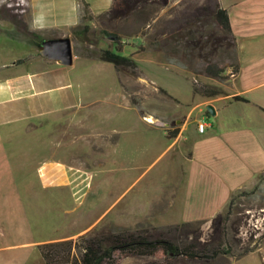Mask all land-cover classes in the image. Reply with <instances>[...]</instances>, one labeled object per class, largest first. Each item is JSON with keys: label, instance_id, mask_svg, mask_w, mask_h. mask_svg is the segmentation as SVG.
I'll return each instance as SVG.
<instances>
[{"label": "crops", "instance_id": "0c3cea01", "mask_svg": "<svg viewBox=\"0 0 264 264\" xmlns=\"http://www.w3.org/2000/svg\"><path fill=\"white\" fill-rule=\"evenodd\" d=\"M87 1L96 15L113 3ZM218 1L228 11L238 48L235 87L224 96H198L195 105L186 109L174 139L166 136L156 119L146 120L168 141L166 150L181 144L188 159L182 166L179 189L183 190L176 191L181 198L170 200L188 212L176 225L212 221L235 191L248 188L264 172V0ZM81 9L80 0H11L0 11V42L5 41L0 43V264H45L41 244L75 239L92 226L41 238L46 225L28 220L30 203L25 197L34 196L35 215L42 209V199L50 194L48 188L73 182L83 187L87 180L77 173L83 167L62 158L68 154L65 141L66 150L57 151L54 139L56 131L63 139L81 127L84 118L88 119L86 106L90 104L74 102L68 66L40 53L41 37L71 36L82 20ZM80 58L75 55L72 64ZM235 96L248 101L235 100ZM207 104L216 110L215 122L209 119ZM74 107L80 113L76 118ZM81 109H85L83 114ZM190 121L193 126L196 122L193 130L187 126ZM203 122L208 126L200 132L198 125ZM31 164L37 166L36 171H29Z\"/></svg>", "mask_w": 264, "mask_h": 264}, {"label": "rangeland", "instance_id": "374dc122", "mask_svg": "<svg viewBox=\"0 0 264 264\" xmlns=\"http://www.w3.org/2000/svg\"><path fill=\"white\" fill-rule=\"evenodd\" d=\"M0 1V11L3 12L4 6L11 0ZM158 1L159 3L155 4L158 18L151 27L144 25L145 30L151 33L160 26H177V22L173 23L171 20L177 18L183 22L187 16L200 14L202 4L207 3L211 7L215 0ZM125 2L122 11L114 17L96 19L90 24L96 32L106 29L117 30L121 34L122 53L134 56L139 74L131 75L129 71L123 70L118 72L111 62L84 57L76 59L72 65H66L71 90L76 93L74 102L90 104L86 106L88 119L84 118V123L77 130H72L70 137L61 139L60 131H56L58 137L54 139V148L57 151L66 150L63 148L65 141L68 154H62V158L83 167L82 170H77V173L79 177H86L87 180L83 182V187H78L73 182L74 185L58 184L56 188H48L46 192L50 194L45 196V201L42 199V209L38 213L35 212V215L31 206L34 196H25L30 203L28 220L46 225L43 232L45 234L42 233L41 238L69 231L77 232L86 225H92L84 233L86 235L151 227L167 233L178 220L188 215L180 204L176 207L170 204L172 197L175 200L181 198L182 194L178 195L176 191L180 193L183 190L179 189L183 181L182 166L187 165L188 159L181 144L172 145L166 150L168 141L146 121L147 117L151 116L161 123L163 128L182 125L179 119L182 113H178L174 105L167 102L159 88L178 98L180 101L177 106L184 110L190 109L198 100V96L193 94L194 82L221 89L224 94L219 96L228 94L235 87L236 75L231 72V67H227L222 78H214L206 74L191 73L189 69L167 66L158 60L157 53L150 47H147L144 53H137V48L143 43L146 44L149 35L146 36L140 30L141 20L136 17L138 9H132L134 0ZM166 19H169L168 22ZM70 37L74 55L75 47L84 51L86 48L99 49L109 46L108 41L100 40L95 35H91L92 41L84 43L78 41L73 31ZM208 51L212 61H218L225 66L233 63L230 56L232 51L226 46L217 49L211 47ZM15 52L18 54L19 50ZM196 62H199V65L196 63L197 67H201L200 59ZM175 63L176 61H172V65ZM75 108L72 111L74 117L79 113ZM165 109L167 113L163 111ZM84 110L81 109L82 114ZM196 116L197 111L193 118ZM209 119L216 121L213 114H210ZM194 124L196 125V122ZM205 124L206 130L208 125ZM230 125L232 127L233 124ZM187 126L190 130L194 129L191 121ZM25 165L28 170V163ZM36 168L37 166L31 164L29 171H36ZM253 183L256 184L257 180L250 181L246 186L253 188ZM241 200L243 211L238 222L240 233L234 239L233 232L230 231L227 239L229 244L234 246L233 254L219 256L210 263L189 262L179 258L174 264H264V240L259 247L236 260L239 246L253 245L264 231V207L261 208L264 206V184L255 194L245 195ZM222 208L218 211H222ZM211 211L213 210L208 213ZM193 227L198 238L203 241L212 231V221H195ZM168 237L179 244L188 242L191 238L181 228L173 230ZM78 238L79 236L75 240ZM116 264L165 263L162 259L158 260L152 256L137 255L117 256Z\"/></svg>", "mask_w": 264, "mask_h": 264}, {"label": "trees", "instance_id": "16d2710c", "mask_svg": "<svg viewBox=\"0 0 264 264\" xmlns=\"http://www.w3.org/2000/svg\"><path fill=\"white\" fill-rule=\"evenodd\" d=\"M82 6V22L73 27V34L80 43L92 41L91 35L97 36L100 40L108 41L109 46L99 49L86 48L84 51L75 47V54L79 57L88 59H99L111 62L115 65L118 72L129 71L131 75H137L138 64L133 55L122 53L121 34L116 30L108 31L101 29L96 32L90 22L101 18H112L122 11L125 0H113L111 7L100 14H94L91 11L87 0H80ZM158 0H134L132 9H138L137 20H141L140 30L149 40L137 48V53H144L147 47L157 53L158 60L167 66L180 67L183 70L189 69L194 74H206L214 78H222L227 67L232 68V73H238L240 65L238 60V48L236 38L233 34L230 18L227 9L221 7L218 0L214 1L213 6L204 3L200 6V14L187 16L183 22L180 19H173L171 22H177V26L170 28H160L153 33L145 30V26H152V23L158 18L155 4ZM134 13V12H133ZM167 22L169 19H166ZM165 20V21H166ZM164 21V22H165ZM145 25V26H144ZM44 40L46 37H41ZM226 46L230 48L231 62L228 66L218 61H212L209 57L208 49H214ZM200 59L199 62H196ZM172 61H176L172 65ZM186 62V63H185ZM196 63L198 65H196ZM187 64V65H186ZM191 75V74H189ZM192 76V75H191ZM121 82V80H120ZM171 105H174L178 113H182L179 118L183 123L186 117V109L180 110L177 106L180 101L166 90L159 88ZM193 94L210 98L224 94L217 88L206 84L193 83ZM235 100L248 101L246 98L235 96ZM163 104H168L164 103ZM164 112L166 111L163 110ZM208 111V110H207ZM184 112V113H183ZM167 113V112H165ZM181 125H172V128H164L166 136L174 139L180 132ZM264 184V172L257 177V183L253 188H242L235 191L225 208L212 219V231L205 240H200L197 231L193 227V222H183L166 232L158 231L157 228H137L122 229L111 231L109 233H95L93 235L82 234L77 240L66 239L50 241L40 245V251L45 264H116L117 256H152L165 264H174L182 258L189 262H204L218 258L222 255L233 254L235 249L232 243L227 241L230 231L233 232V238L240 233L239 219L242 216L241 198L245 195L255 194ZM264 205V204H263ZM264 206H261L263 208ZM179 228L191 236L188 242L177 243L171 237L170 233ZM154 230V231H153ZM264 240V231L259 240L253 245L239 246L236 253V260L253 251L261 245Z\"/></svg>", "mask_w": 264, "mask_h": 264}, {"label": "water", "instance_id": "95a60500", "mask_svg": "<svg viewBox=\"0 0 264 264\" xmlns=\"http://www.w3.org/2000/svg\"><path fill=\"white\" fill-rule=\"evenodd\" d=\"M42 56L56 60L64 65H71L74 61V47L70 36L47 38L40 44ZM206 110L215 115L216 110L212 104L206 105Z\"/></svg>", "mask_w": 264, "mask_h": 264}, {"label": "built area", "instance_id": "2783aa9c", "mask_svg": "<svg viewBox=\"0 0 264 264\" xmlns=\"http://www.w3.org/2000/svg\"><path fill=\"white\" fill-rule=\"evenodd\" d=\"M205 127H206V124L205 123H200L199 124L200 131H204L205 130Z\"/></svg>", "mask_w": 264, "mask_h": 264}, {"label": "bare ground", "instance_id": "6f19581e", "mask_svg": "<svg viewBox=\"0 0 264 264\" xmlns=\"http://www.w3.org/2000/svg\"><path fill=\"white\" fill-rule=\"evenodd\" d=\"M149 121H153V118L151 116L147 117Z\"/></svg>", "mask_w": 264, "mask_h": 264}]
</instances>
